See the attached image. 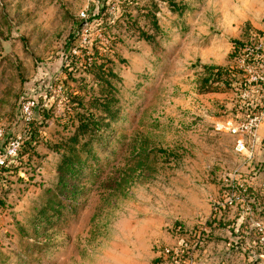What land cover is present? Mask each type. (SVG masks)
<instances>
[{"label":"rangeland","instance_id":"374dc122","mask_svg":"<svg viewBox=\"0 0 264 264\" xmlns=\"http://www.w3.org/2000/svg\"><path fill=\"white\" fill-rule=\"evenodd\" d=\"M131 1L0 0V264H264V144L216 131L264 105V0Z\"/></svg>","mask_w":264,"mask_h":264},{"label":"built area","instance_id":"2783aa9c","mask_svg":"<svg viewBox=\"0 0 264 264\" xmlns=\"http://www.w3.org/2000/svg\"><path fill=\"white\" fill-rule=\"evenodd\" d=\"M83 17L85 15L83 14ZM264 52V34L257 38L254 42H251L248 44L243 52V57L241 58L240 62L244 65L248 66L247 70L249 71L250 67L254 64H248L249 59L253 56L259 57V55ZM248 83L255 84L259 87L257 90V94H262V87L264 86V76H251ZM243 98H250V95L247 92L243 93ZM35 100H29L26 103L22 105V113L25 117V120L27 122H31L34 120V110L36 108V104L34 102ZM264 108V105H263ZM264 121V109L261 113H251V115L248 117L246 122H244L241 125H235L232 122L227 123H221L216 125V131L222 132V133H228L237 137H240V139L237 141L236 144V152L239 154H245L248 152L249 148L247 145V138H252L254 140H258V131L263 124ZM3 138V131L0 130V139ZM21 150V142L20 140H11L7 148L5 150V153L3 156L0 157V169L5 166L8 160H12L18 157L19 152ZM232 203V202H231ZM257 230L259 232V241L260 244L264 246V225L258 223L256 225ZM199 243H204V238L199 239ZM167 255H171V252L169 250L166 251ZM175 256L178 258V254H175Z\"/></svg>","mask_w":264,"mask_h":264},{"label":"trees","instance_id":"16d2710c","mask_svg":"<svg viewBox=\"0 0 264 264\" xmlns=\"http://www.w3.org/2000/svg\"><path fill=\"white\" fill-rule=\"evenodd\" d=\"M165 2H167L170 6V8L173 11H179L180 8L179 6H177L173 0H165ZM129 7H131L132 9H138L139 8V4L138 1H131L128 2ZM104 8L101 9L100 14L103 13ZM147 19L149 22L150 27L153 30L159 31V26H158V22H157V18H156V14L154 13V11H149L147 14ZM122 25H126V22L124 20H121ZM121 22H118V24H120ZM131 29V28H130ZM261 36V35H260ZM260 36H258L257 38H259ZM141 37L149 43H153L155 40V36L150 35L148 32H141ZM257 38L255 40H257ZM250 44V43H249ZM248 45V43H243V44H239L235 47V56L236 58L239 59V61L241 60V58L243 57V52L246 48V46ZM254 64L257 68H259L260 66H262L264 64V52H262L259 57L257 56H253L249 59L248 64ZM229 71L225 68L222 67H218V66H205L204 67V74H205V79L203 80V86L206 89L207 93L212 92L213 90L217 89L214 88L215 86L219 85L222 83L223 81V73H228ZM262 95H264V86L262 87V91H261ZM260 104L258 105V109H256V111L258 110V112H254V114L256 113H261L263 111V107L260 108ZM253 113V112H252ZM88 118H86V122L83 120V118L80 120V128L78 130L77 135L75 136V139L78 138L79 135H84L86 134L88 131L93 130L99 132L100 130V125H101V121L95 117L94 114H88ZM85 129V130H82ZM66 163V167L67 164L71 165V161H67ZM75 169H71L70 174L72 176H74L75 173ZM204 243L205 239H204ZM175 262L177 261L179 263V260H174Z\"/></svg>","mask_w":264,"mask_h":264},{"label":"crops","instance_id":"0c3cea01","mask_svg":"<svg viewBox=\"0 0 264 264\" xmlns=\"http://www.w3.org/2000/svg\"><path fill=\"white\" fill-rule=\"evenodd\" d=\"M257 142H260L261 144H264V121L261 125L259 131H258V140Z\"/></svg>","mask_w":264,"mask_h":264}]
</instances>
